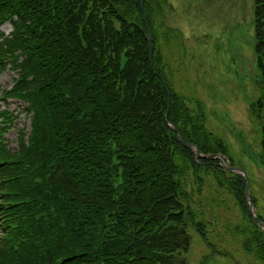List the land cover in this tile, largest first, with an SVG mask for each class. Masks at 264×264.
Instances as JSON below:
<instances>
[{"label":"trees","instance_id":"obj_1","mask_svg":"<svg viewBox=\"0 0 264 264\" xmlns=\"http://www.w3.org/2000/svg\"><path fill=\"white\" fill-rule=\"evenodd\" d=\"M168 2L0 0V26H13L0 33V73L18 71L6 96L31 119L16 149L0 131V264H182L191 230L218 256L264 264L244 177L220 165L226 143L161 69ZM252 6L264 83V0ZM221 213L237 219L222 251L209 237Z\"/></svg>","mask_w":264,"mask_h":264},{"label":"rangeland","instance_id":"obj_2","mask_svg":"<svg viewBox=\"0 0 264 264\" xmlns=\"http://www.w3.org/2000/svg\"><path fill=\"white\" fill-rule=\"evenodd\" d=\"M252 5L253 0H169L157 36L161 69L169 84L191 114H201L207 130L225 140L234 167L250 178L257 213L264 219V83L256 53ZM12 30L9 22L0 26V33ZM16 78L14 70L0 74V96ZM0 106L20 117L5 135L11 147H16L18 129L29 125L30 119L24 117L25 107L20 103L0 101ZM192 182L195 184L194 179ZM208 193L213 195L205 187L203 196ZM217 219L222 234L210 233L209 237L222 251L230 248L225 246L229 243L226 227L237 219L229 220L222 213ZM190 234L191 248L182 264H236L240 259L237 254L236 260L218 256L198 233L191 230Z\"/></svg>","mask_w":264,"mask_h":264},{"label":"water","instance_id":"obj_3","mask_svg":"<svg viewBox=\"0 0 264 264\" xmlns=\"http://www.w3.org/2000/svg\"><path fill=\"white\" fill-rule=\"evenodd\" d=\"M144 1H145V0H141V2H142V6H143V4H144ZM152 40H153V39H152L151 33L149 32V41H150V47H151V54H152ZM169 98H170V97H169ZM168 110H169V109H168ZM165 118L167 119V115H166ZM169 125H170V127H174L172 124H169ZM180 140H181V142H182L183 144L188 145L189 147L193 148V149L196 151L197 157H202V156H201V152H200V150H199L198 147H196V146H194V145H189V144L185 143V142L183 141L182 138H180ZM233 169H235V168H233ZM245 178H246V180H247V196H248V200H249V202H250V210H251V214H252V216H253V220H254L255 222H259V224H261V225L263 226V229H264V224H263L261 221H259V219H258L257 216L255 215V207H254V204L252 203V201H251V199H250L249 184H248V178H247L246 175H245Z\"/></svg>","mask_w":264,"mask_h":264},{"label":"bare ground","instance_id":"obj_4","mask_svg":"<svg viewBox=\"0 0 264 264\" xmlns=\"http://www.w3.org/2000/svg\"><path fill=\"white\" fill-rule=\"evenodd\" d=\"M247 202H248V204H250L248 200H247Z\"/></svg>","mask_w":264,"mask_h":264}]
</instances>
